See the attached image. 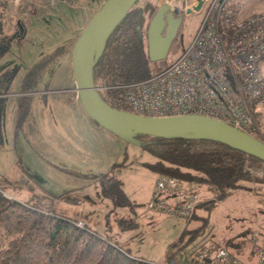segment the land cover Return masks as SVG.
<instances>
[{
  "label": "rangeland",
  "instance_id": "374dc122",
  "mask_svg": "<svg viewBox=\"0 0 264 264\" xmlns=\"http://www.w3.org/2000/svg\"><path fill=\"white\" fill-rule=\"evenodd\" d=\"M158 1L156 5L164 2L174 12H183L166 55L169 62L192 39L208 0L189 13L185 9L194 0ZM102 2L69 0L45 8L23 2L0 6V69L12 70L0 94V187L8 199L81 221L143 264H162L168 253H188L201 239L186 247L176 245L181 233L195 229L200 221L184 222L162 215L145 218L157 176L143 164L153 163V158L145 149L92 123L71 90L73 81L67 74L70 41ZM255 10L264 14V2ZM260 65L264 76V62ZM30 73L34 75L27 76ZM256 111L261 113L257 137L264 141V102ZM111 171L117 174L124 198L134 207L132 218L137 227L131 231L122 233L117 226V219L126 215L128 208H114L101 193L98 179L79 176L99 178ZM250 195L237 192L209 213L196 211L199 218H207L205 236L232 254L242 255L247 247L243 242L239 251L233 250L229 242L233 246L247 241L261 220L252 209L256 205ZM200 196L207 198L199 189L198 199Z\"/></svg>",
  "mask_w": 264,
  "mask_h": 264
},
{
  "label": "trees",
  "instance_id": "16d2710c",
  "mask_svg": "<svg viewBox=\"0 0 264 264\" xmlns=\"http://www.w3.org/2000/svg\"><path fill=\"white\" fill-rule=\"evenodd\" d=\"M158 2L137 0L111 31L101 55L94 62L93 85L106 87L97 93L114 109L132 112L124 98L123 86L154 75L173 60L168 62L165 57L150 62L147 57L145 31L159 7L156 5ZM262 2L264 0H228L227 7L239 17H259L264 14L256 11L255 7ZM11 75V69H0V94L9 83ZM253 116L260 127V111H253ZM133 138L153 158V163L143 164L150 172L157 177L192 183L207 195V198L200 196L191 218L200 221V225L191 231H183L176 244L186 247L196 238L205 236L207 218H199L196 211L209 213L217 203L237 192L251 194V201L256 205L252 209L261 218L256 229L264 231L262 162L211 140L164 139L142 134H134ZM79 176L98 179L101 193L111 200L114 208H128L126 216L117 219L120 231L136 228L135 218L130 215L134 207L121 193L117 174L111 171L99 178ZM77 223L79 221L53 214L39 206L8 199L0 187V264H143L112 242L101 238L85 224L77 227ZM243 236L245 234L240 237ZM243 242L247 248L241 254L248 258L247 241L234 242L233 246L229 242L230 248L239 251Z\"/></svg>",
  "mask_w": 264,
  "mask_h": 264
},
{
  "label": "built area",
  "instance_id": "2783aa9c",
  "mask_svg": "<svg viewBox=\"0 0 264 264\" xmlns=\"http://www.w3.org/2000/svg\"><path fill=\"white\" fill-rule=\"evenodd\" d=\"M38 1L53 5L69 0ZM38 1L0 0V4L18 6L23 2L33 7ZM227 1L208 0L188 45L159 72L123 86L132 113L146 117L202 115L257 138L253 111L264 102L260 67L264 58V16L241 18L227 7ZM105 88L95 86L97 92ZM198 190L192 183L158 177L145 218L162 215L189 222ZM247 243L248 258H244L204 236L188 253H168L162 264H264V231L251 232Z\"/></svg>",
  "mask_w": 264,
  "mask_h": 264
},
{
  "label": "water",
  "instance_id": "95a60500",
  "mask_svg": "<svg viewBox=\"0 0 264 264\" xmlns=\"http://www.w3.org/2000/svg\"><path fill=\"white\" fill-rule=\"evenodd\" d=\"M137 0H103L76 37L70 67L78 102L86 116L99 127L126 143L138 145L134 134L164 139H205L220 142L264 164V141L202 115L146 117L108 106L92 81L94 62L101 55L114 27ZM205 0H194L185 12L198 11ZM181 22V16L166 3L159 5L146 27V51L150 62L163 60Z\"/></svg>",
  "mask_w": 264,
  "mask_h": 264
},
{
  "label": "crops",
  "instance_id": "0c3cea01",
  "mask_svg": "<svg viewBox=\"0 0 264 264\" xmlns=\"http://www.w3.org/2000/svg\"><path fill=\"white\" fill-rule=\"evenodd\" d=\"M103 0H101V2H102ZM39 4H37V6L38 7H40V8H45L46 6H52V5H48V4H46V2H38ZM55 3H57V2H55ZM54 3V4H55ZM63 3V2H62ZM65 3V2H64ZM53 4V5H54ZM4 6V5H6V4H0V6ZM6 6H8V5H6ZM84 27V26H83ZM79 34H74L73 35V37H72V39H71V41H70V53H71V50H72V45H73V43H74V41H75V39H76V37L78 36ZM261 67V66H260ZM37 72V71H36ZM67 74H69L70 75V77H71V79H72V74H71V67H70V56H68V60H67ZM31 75H34V74H31L30 73V75L28 74L27 76H29V77H31ZM72 81H73V79H72ZM6 89V88H5ZM5 89L3 90V91H5ZM64 90V89H63ZM71 90L75 93V91H74V82H73V85H72V88H71ZM1 93H3V92H1ZM18 94H22V92H20V93H18ZM76 99H74V101H75ZM77 102V101H76ZM90 120V119H89ZM91 121V120H90ZM92 122V121H91ZM93 123V122H92ZM111 135V134H110ZM113 136V135H112ZM86 176V175H85ZM88 176V175H87ZM92 177H94V176H92ZM158 178V177H157ZM130 215H134V211H133V213L132 214H130ZM124 216H126L125 214H124ZM79 223H81V224H84V223H82L81 221H79ZM137 227V226H136ZM257 230V229H256ZM129 231H131V230H129ZM123 232H126V231H122V233ZM204 237V236H203ZM176 243H177V240H176ZM247 245H248V243H247Z\"/></svg>",
  "mask_w": 264,
  "mask_h": 264
},
{
  "label": "flooded vegetation",
  "instance_id": "af4514ba",
  "mask_svg": "<svg viewBox=\"0 0 264 264\" xmlns=\"http://www.w3.org/2000/svg\"><path fill=\"white\" fill-rule=\"evenodd\" d=\"M182 13H183V12H181V11L178 13V15H180V16H181V18H182ZM180 24H181V22H180ZM179 26H180V25H179ZM178 28H179V27H178ZM177 30H178V29H177ZM176 34H177V32H176ZM175 38H176V35H175V37H174V39H173V40H175ZM173 40H172V41H173Z\"/></svg>",
  "mask_w": 264,
  "mask_h": 264
},
{
  "label": "bare ground",
  "instance_id": "6f19581e",
  "mask_svg": "<svg viewBox=\"0 0 264 264\" xmlns=\"http://www.w3.org/2000/svg\"><path fill=\"white\" fill-rule=\"evenodd\" d=\"M95 87V86H94Z\"/></svg>",
  "mask_w": 264,
  "mask_h": 264
}]
</instances>
